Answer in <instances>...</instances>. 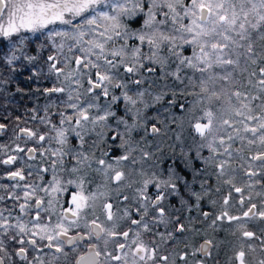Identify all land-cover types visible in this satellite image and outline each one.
<instances>
[{
    "label": "snow or ice",
    "instance_id": "1",
    "mask_svg": "<svg viewBox=\"0 0 264 264\" xmlns=\"http://www.w3.org/2000/svg\"><path fill=\"white\" fill-rule=\"evenodd\" d=\"M28 33H47L55 49L45 63L48 74L54 75L61 86L46 88L44 92L59 93L67 98L60 101L63 110L49 113L46 107L45 115L39 117L48 132L38 134L21 127L15 134L17 140L24 138L26 143L35 141L42 145L47 141L49 147L41 148L39 155L49 158L51 164L37 169L41 183H21L26 180L23 169L7 173L9 179L16 181L8 198L19 202L13 206H18L19 214L14 215L12 208H0V264L6 261L16 264L13 256L23 264H188L189 255L210 256L214 246L210 239H205L191 253L184 251L171 256L159 255L155 241L150 244L143 237L151 231L150 224L170 222L161 206L168 196H179L180 203L189 210L194 200L199 208L210 189L206 181L200 182L199 191L195 185L209 165L214 167L217 179L228 177L224 183L241 194V206L245 203L244 189L234 184L237 169L231 162L239 159L243 162L241 167L246 164L245 175L249 179L257 175L264 179L261 171L264 169V0H0V64L12 67L21 58L29 63L37 60L36 56L24 54L25 43H31ZM258 42L261 52H257ZM145 46L147 52L143 51ZM164 49L167 55L161 54ZM189 49L191 52L186 55ZM170 61L178 62L176 71L164 75L180 80L181 69H191L193 75L185 79L189 86L199 88V92L189 95L199 98L197 104L205 105L202 115L196 117L192 125L201 142L195 149L196 155L185 162L191 179L169 166L166 175L153 173L142 181L133 197L137 207L121 209L99 186L95 191H87V183H90L87 170L95 163L94 171L103 172L106 180L119 185L127 179L114 165L128 160L133 165L137 163L132 153L138 142H134L132 134L143 126L144 109L150 106L145 96L153 95L151 87L155 84L143 73L156 71L148 64L158 65L163 70ZM38 74H42V70L34 72ZM6 82L0 80V85ZM145 84L149 87H142ZM133 86L138 90L130 95ZM116 89L122 90L120 95L115 94ZM166 95V92L156 93L152 103H159ZM172 95L176 96V92ZM101 97L107 102L103 108L99 103ZM120 100L125 105L122 116L113 111ZM179 108L183 111L185 106L180 104ZM52 115L59 116L58 123L52 121ZM110 119L115 121L114 126L109 124ZM121 126L124 131H120ZM6 127L0 124V131ZM103 129L113 132V141L119 139V147L125 150L113 162L105 158L96 160L83 150L90 133L101 139L108 134ZM159 131L155 124L151 126V133ZM70 138L78 141L80 150L71 144ZM52 142L58 147L53 149ZM237 142L240 147L234 148ZM254 148V155H243L245 149ZM203 149H207L209 156L201 155ZM12 151L21 153L25 149L16 144ZM8 152V145L0 144V155ZM36 154V147L27 149L28 160L35 159ZM142 155L146 158L150 154L143 152ZM102 156L107 157L108 153ZM65 157L74 162L71 167L67 166ZM18 159L24 157L7 155L0 163L13 165ZM193 160L202 161L205 167L196 168ZM256 162L260 167L253 171ZM49 170L51 179L44 184L43 174ZM113 171L115 175L111 176ZM32 174L29 171L28 177ZM65 176L71 178L65 179ZM149 185L156 189L154 199L148 195ZM0 188L7 190L6 185ZM18 191L22 195H18ZM230 197L231 192L224 197V211L209 227L214 228L218 221L225 219L230 224L235 223L240 250L230 259L246 264L244 246L247 244L251 249L248 241L259 238L246 230V222L256 217L264 219V211L257 212V205L251 204L242 215H229ZM5 199L0 195V201ZM247 199L251 200V196ZM128 201L129 197L123 196V203ZM211 203L215 206L216 201ZM151 209L156 210V216L149 221ZM210 215L203 212L204 219ZM137 216L138 219L134 218ZM128 222V228L121 231V224ZM171 222L177 225L175 233L186 230L178 217ZM159 235L165 243L174 238L173 232L167 237ZM9 242L19 245L14 253L8 250ZM30 251L36 253L31 259ZM194 264H205V261L197 260ZM259 264H264V259Z\"/></svg>",
    "mask_w": 264,
    "mask_h": 264
},
{
    "label": "flooded vegetation",
    "instance_id": "2",
    "mask_svg": "<svg viewBox=\"0 0 264 264\" xmlns=\"http://www.w3.org/2000/svg\"><path fill=\"white\" fill-rule=\"evenodd\" d=\"M41 68L44 69L46 67L42 66ZM33 71L36 72V68H33ZM22 75V83L18 85L22 86L24 91L26 90L28 92L31 87V81L29 79L30 72L24 71L22 72ZM147 75L150 74L147 73ZM151 75H154V78L149 81H155V84L152 85L151 89L156 90L157 93L167 91L162 88L165 84L163 80L166 79L176 80L175 83H167L166 85L172 86L173 84H176L178 87L177 89L169 90V94L165 96L164 100L159 103L149 104L150 106L147 109H144L146 118L144 120L143 127L137 129L132 134L134 142H138V144L135 145L136 150L132 153V156L137 160V163L133 165L132 161L128 160L121 162L119 165H114L115 170L124 172L127 179L122 181L119 185H117L114 181H108L106 180L103 172L94 171L97 167L95 163L93 164L92 169L87 170L89 173L88 179L90 181V183H87V191H95L99 186V190L108 192L111 197V202L121 209L126 206H132L133 208L137 207L138 204L133 200V197H135L136 190L141 186L142 181L151 177L153 173H163L166 175L169 166L175 167L178 172L191 179V173L187 168H185V162L188 158L196 155L195 149L201 142L200 137L194 132L192 125L196 122V117L202 115V110L205 106L191 104L189 95L190 86L188 80L185 79V77H188L189 74L179 73L178 75L181 77L180 80H177L175 77L173 78L171 75L165 76L164 73L158 75V73L154 72L151 73ZM145 85L149 87V84ZM14 90V84H12L11 92ZM173 91L176 92V96L172 95ZM43 93L46 94L44 90ZM173 100H175L176 103H170V101ZM24 101V104L19 106L20 108L29 106V97H26ZM180 104L185 106L183 111L179 108ZM56 107L59 108L60 104H57ZM124 107V104H116L113 109L118 116H122L125 114L123 110ZM14 110H16V107L14 106V103H12L11 114L7 117H13ZM17 110H19V108ZM109 124L114 126L115 121L110 119ZM153 124L160 129L159 133H151V126ZM21 127L30 128L27 123L18 125L15 129V134L19 132V128ZM99 130L100 129L98 127L96 131L99 132ZM104 130L105 132H108V134L102 139L95 133H90L86 137V143L83 150L90 156L94 155L96 160L105 158L108 162H113L114 158L123 155L125 150L119 147V139L113 141V132H110L108 129ZM120 131H124L123 126H121ZM1 134L2 131H0V135ZM177 137H179V139H177ZM70 140L71 144L77 150H80L78 141L74 138H70ZM0 144L8 145L9 152L7 155H18L24 157L23 160L18 159L13 165H4L3 163H0V185L7 186V190L0 188V195L6 197L5 200L0 201V208H12L13 214L18 215V206L15 208L13 206L19 202L8 198V192L12 191V185L15 184L16 181L9 179L7 173L16 171L17 169H23L26 180L21 183H41L39 176L37 175V169L46 166L50 167L51 160L49 158H42L39 155V151L41 148H48L49 144L47 141H45L42 145L36 144L35 141H28L26 143L24 138L17 140L15 136H0ZM16 144H19L25 149V151L21 153L13 152L12 149ZM31 147L37 148V154L35 159L28 160L27 149ZM51 147L54 149L58 147V145L55 142H52ZM233 147H240L239 142L234 144ZM143 152H147L150 155L144 158L142 155ZM255 152V148L251 151L245 149L243 155L245 157H249L250 155H254ZM103 153H108V156L103 157ZM7 155H0V160L6 159ZM201 155L207 157L209 156V152L207 149H203L201 150ZM65 160L68 167H71L74 163L67 157H65ZM231 163L232 167L237 169L234 174V184L236 187L244 189V205L241 206L239 203L241 194L235 193L234 189L224 183V180L228 179V177L225 176L217 179L214 167L211 165L207 166V171L200 175L195 185L196 189L199 191L200 182L206 181L207 186L210 189L208 195L200 202L199 208L196 207V202L192 200V207L191 210H189L188 206L180 203L179 196L170 195L161 202V206L166 211V219H169L170 222L167 225L150 224L151 231L145 233L143 237L144 240L150 244L152 241H155V245H158L160 249L159 255L176 256L177 253L184 251L191 253L193 249L198 248L205 239H210L214 244L211 249V255L208 257H205L202 253H198L195 257L189 255L188 264H194V261L197 260H203L205 261V264H238V262L234 259H230L234 258L236 251L240 250V241L237 239L239 233L236 231L235 223L230 224L225 219L224 221H218L214 228L209 226L212 224V220L215 219L221 211H224V197L228 196L230 192L231 197L228 206L229 215H242L243 211H246L251 204L257 205V212L264 211V207H261V205H264V179H261L260 175L249 179V177L245 175L247 165L245 164L241 167L243 162L239 159L232 161ZM193 164L196 168L205 167L200 160H193ZM27 165H31V169H29ZM259 167V163L256 162L252 170L257 171ZM29 171H32L33 173L31 177H28ZM261 171L264 172V169H261ZM43 175V183L46 184L51 179V170ZM110 175L114 176L115 172H111ZM64 178L68 179L71 177L65 176ZM257 180H260L261 182L256 183ZM128 184H131L132 187H127ZM248 184H251L252 187H246ZM217 188H219V191H217ZM181 193H183V187H181ZM17 194L22 195L19 191ZM67 195L68 194H65V196ZM148 195L153 199L155 198L156 189L154 186L149 185ZM123 196L129 197L127 204L123 203ZM249 196H251V200L247 199ZM213 200L216 201L215 206L211 203ZM205 211L211 214L208 219H204L203 217V212ZM5 214L7 215V213ZM155 216L156 210L151 209L148 217L149 221H151ZM177 217L179 218L180 223H183L186 227V230L183 233L174 232L177 225L171 221ZM134 218L138 219L139 217L137 216ZM101 219H103V217H101ZM129 223L130 222L121 224L120 230H126ZM246 230L254 232L256 236L259 237L258 239L254 238L251 241H248V243L252 245L251 249L247 247V244L244 246V250L246 252V264H259V261L264 259V243H262V241H264V219L256 217L248 220L246 222ZM169 232H173L174 238L165 243L161 240L159 233H162L165 237H167ZM18 247V244H12L9 242L8 250L9 252L14 253ZM47 251L48 250L45 249V252ZM35 255L36 253L34 251H30L29 259ZM71 259L74 262L75 254L72 255ZM13 260L16 264H23L18 257L13 256ZM61 260L63 262V257H61ZM6 264H10V262L6 261ZM179 264H183V262H179Z\"/></svg>",
    "mask_w": 264,
    "mask_h": 264
},
{
    "label": "rangeland",
    "instance_id": "3",
    "mask_svg": "<svg viewBox=\"0 0 264 264\" xmlns=\"http://www.w3.org/2000/svg\"><path fill=\"white\" fill-rule=\"evenodd\" d=\"M28 39L31 41V43H25L24 45V54L26 56H36L37 60L39 61H35L34 63H29L28 61L24 60L23 58H21L19 61L15 62L14 65L12 67H7L4 66L2 64H0V80H4L7 81L6 83L0 85V108L2 110H0V112H4V108L7 109V107H11L9 105H12V100L10 101V104L8 103V99H9V95L12 93L11 91H8V88L11 84V81H9V76L10 75H14L15 71L22 73L23 72V68L25 66L31 68L30 69V75H29V79L30 81L35 80V79H39L37 77V75H34V71H33V67L35 65V63L37 62L36 66L40 67L39 65L45 66L46 68H44L43 70L46 72L45 75H43V85L39 86V85H32L31 83V87L29 89V91L27 92L26 90L24 91L25 93H27V97H29L30 100V105L28 107H23L20 108L19 111H15L14 110V116L11 117H7L8 115H6V113H2L0 114V124H5L7 127L5 130L2 131V134L0 136H15V129L17 128L18 125L21 124H26L30 127V129L37 131L38 134H43L49 131V129L41 124L39 122V117L40 116H44L45 115V108L48 107V111L49 113H55L57 112L59 109L63 110V105L60 104L61 100L66 99V95H62L59 93L56 94H49L46 95L43 93L44 88L46 87H59L61 86L60 83H58L56 81V78L54 75H49L47 72V64L46 59L47 56L54 54L55 49L52 48L51 45V41H48L47 39V33H45L44 35H40L39 33H28ZM37 36H39V39H37ZM57 43H59V40L56 41ZM7 43V42H6ZM259 45V42L257 43V46ZM258 50V48H257ZM143 51L147 52V46H145L143 48ZM261 51V50H260ZM65 52H67V49H65ZM191 49L188 50V52H186L185 54H190ZM162 55H167V50L164 49L161 52ZM17 55L19 56L20 53L17 52ZM176 61H170L168 66L166 68H164L163 70L158 66V65H152V64H148V67H155L156 69H158V75L165 73V72H169V73H174L176 71V66H177ZM39 64V65H38ZM63 65H61L62 67ZM13 68L15 70H13ZM251 70V69H249ZM216 71H221L220 69H217ZM181 74H189V76L193 75V72L191 69H187V68H182L180 71ZM143 75L145 76V78L149 81L151 79H153L154 75H147V72L143 73ZM20 76L23 77V75H18V78H20ZM21 77V78H22ZM137 78V77H132ZM174 78V76H173ZM196 78L197 80L199 79V74H196ZM87 87V84L85 83V88ZM142 87H148L147 85H143ZM138 89H136L135 87H132V90L129 92L130 95H134L133 93H135ZM122 90L121 89H116L115 90V94L116 95H120V92ZM151 92L153 93L152 96L150 95H146L145 96V101L148 104H153V96L157 93L156 90L151 89ZM192 92H199V88H193L190 86V91L189 93ZM32 96V97H31ZM199 98L193 95H190V100H191V104H197L196 101ZM99 103L101 105V107H104L106 105V100L101 97V99L99 100ZM15 104V103H14ZM60 104V107L57 108L56 105ZM117 104H124L123 100H120ZM197 105H204L203 103L201 104H197ZM50 106V107H49ZM205 106V105H204ZM138 107L143 108V105H138ZM216 107H219V105H217ZM124 110V109H123ZM114 111V109H113ZM94 114H101V113H96L94 111ZM5 116V117H4ZM36 116L37 119L33 120L32 117ZM145 116V113H144ZM17 117H19V120H17ZM146 118V117H145ZM51 119L53 122L58 123L59 121V116L56 115H52ZM131 123V121H129ZM143 127V126H142ZM100 129V128H99ZM101 131V129L99 130ZM103 131H105L103 129ZM52 135H54V133H51Z\"/></svg>",
    "mask_w": 264,
    "mask_h": 264
},
{
    "label": "trees",
    "instance_id": "4",
    "mask_svg": "<svg viewBox=\"0 0 264 264\" xmlns=\"http://www.w3.org/2000/svg\"><path fill=\"white\" fill-rule=\"evenodd\" d=\"M257 48H258V50H257V52H261L262 51V49H261V47H260V44L257 46ZM261 50V51H260ZM36 64H37V62L35 63V65H34V67L33 68H36V72H39L40 70H42V74H38L37 75V77L39 78V79H35V80H32L31 81V83H32V85H39V86H41V85H43L44 83H43V75H45L46 74V72L41 68V65H39L40 67H38V66H36ZM30 69L31 68H29V67H27V66H25L24 68H23V72L24 71H27V72H30ZM156 73L158 72V69H156V71H155ZM165 73H169V72H165ZM22 75V73H19V72H16L15 71V73H14V75H10L9 76V81H11V84H10V86H9V88H8V91H11L12 90V84H14V88H15V90L14 91H12V93L9 95V99L7 100L8 101V103L10 104V101L12 100V103H15L14 104V106L16 107V110L19 108L20 109V107L19 106H21V105H23L24 104V99H26V93L24 92V88L22 87V86H20V85H18V84H20V83H22V76H20V78H18V75ZM154 78V77H153ZM164 82H165V84H164V86H162V88L169 94V90H173V89H177V85L176 84H173L172 86H170V85H166L167 83H175L176 82V80H173V79H166V80H163ZM13 82V83H12ZM150 82V81H149ZM19 86V87H18ZM32 97V96H31ZM31 104V103H30ZM29 104V105H30ZM9 106H11L12 107V105H9ZM11 107H7V109L6 108H4L5 110H4V112H2V113H6V115H9V114H11ZM0 110H2L1 108H0ZM15 110V111H16ZM17 111H19V110H17ZM1 112H0V114H2ZM5 117V116H4Z\"/></svg>",
    "mask_w": 264,
    "mask_h": 264
}]
</instances>
